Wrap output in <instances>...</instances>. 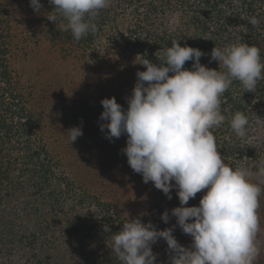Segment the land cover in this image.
<instances>
[{
  "label": "trees",
  "instance_id": "16d2710c",
  "mask_svg": "<svg viewBox=\"0 0 264 264\" xmlns=\"http://www.w3.org/2000/svg\"><path fill=\"white\" fill-rule=\"evenodd\" d=\"M40 2L37 13L30 0H0V264H119L108 236L128 218L172 227L176 218L165 223L161 216L180 201L177 189L168 199L132 170L122 152L126 135L109 140L101 131L102 99L115 96L126 109L137 71L146 70L140 62L159 63L173 40L201 49L209 68L219 67L211 60L215 45H256L264 62V0H110L93 20L97 32L78 41L62 30L54 5ZM238 110L252 126L243 138L230 127ZM221 111L226 120L212 129L221 155L247 167L261 187L255 264H264V176L257 175L264 135L256 123L264 122V79L255 92L234 81ZM73 126L83 135L71 142ZM173 235L191 245L178 225ZM167 247L162 238L152 246L157 264H170Z\"/></svg>",
  "mask_w": 264,
  "mask_h": 264
},
{
  "label": "clouds",
  "instance_id": "9594fccd",
  "mask_svg": "<svg viewBox=\"0 0 264 264\" xmlns=\"http://www.w3.org/2000/svg\"><path fill=\"white\" fill-rule=\"evenodd\" d=\"M61 18V28L70 31L77 41L95 34L93 22L110 0H49ZM30 6L41 13L40 0H30ZM55 23L57 15H47ZM66 21V23H65ZM258 26L256 16L248 18ZM205 38V37H204ZM210 39V38H206ZM171 46L157 56L159 63L149 59L140 64L146 70L137 71V81L125 109L115 96L101 101L100 129L109 140L127 136L122 152L132 170L142 175L144 183L152 182L172 199L177 189L179 206L162 213L167 223L176 218L184 234L192 237L186 247L173 235L174 228H157L140 217L128 218L120 231L110 236L112 253L119 264H157L152 246L161 238L167 243L170 264H255L260 249L256 237L259 231V196L261 187L251 179L247 167H233L221 155L212 129L225 122L221 97L234 81L245 91L255 92L264 79L261 49L248 43H235L211 51V60L219 67L201 63V49ZM194 61L185 68L187 61ZM257 133L264 135V122L259 119ZM231 129L243 138L251 130L245 111H236ZM67 134L74 142L83 135L81 126H73ZM264 164V161L261 162ZM264 176V166L257 173ZM206 190V191H205ZM204 191L199 205L189 206L190 199ZM103 231L111 232L108 224Z\"/></svg>",
  "mask_w": 264,
  "mask_h": 264
},
{
  "label": "rangeland",
  "instance_id": "374dc122",
  "mask_svg": "<svg viewBox=\"0 0 264 264\" xmlns=\"http://www.w3.org/2000/svg\"><path fill=\"white\" fill-rule=\"evenodd\" d=\"M119 69H121V70H122L123 68H121V67H120ZM106 71H107V70H106ZM92 144H93V143H88V144H85V147L91 146Z\"/></svg>",
  "mask_w": 264,
  "mask_h": 264
}]
</instances>
